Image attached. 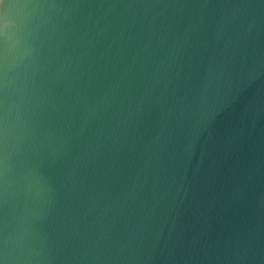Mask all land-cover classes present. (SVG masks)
I'll return each mask as SVG.
<instances>
[{"label": "water", "instance_id": "1", "mask_svg": "<svg viewBox=\"0 0 264 264\" xmlns=\"http://www.w3.org/2000/svg\"><path fill=\"white\" fill-rule=\"evenodd\" d=\"M0 26V264H264V0H0Z\"/></svg>", "mask_w": 264, "mask_h": 264}, {"label": "clouds", "instance_id": "2", "mask_svg": "<svg viewBox=\"0 0 264 264\" xmlns=\"http://www.w3.org/2000/svg\"><path fill=\"white\" fill-rule=\"evenodd\" d=\"M6 34H7V33H6V29H5V27L0 26V35H6ZM12 47H13V50H14V51H18V50H19V44H18V42L15 41V40H13V42H12Z\"/></svg>", "mask_w": 264, "mask_h": 264}]
</instances>
